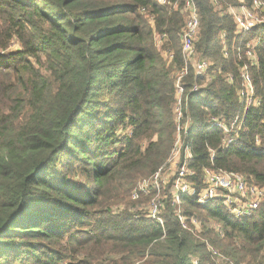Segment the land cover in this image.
I'll use <instances>...</instances> for the list:
<instances>
[{
    "label": "trees",
    "instance_id": "trees-1",
    "mask_svg": "<svg viewBox=\"0 0 264 264\" xmlns=\"http://www.w3.org/2000/svg\"><path fill=\"white\" fill-rule=\"evenodd\" d=\"M169 1L0 0V264H219L208 243L234 264H264V200L236 218L219 200L180 192L189 224L201 223L194 233L178 221L169 188L163 225L148 215L155 195L148 212L143 192L134 198L177 138L185 17ZM195 1L197 50L213 60L212 77L198 93L192 68L183 78L190 124L181 158L189 147L198 187L204 168L217 167L264 188V24L237 35L231 16ZM242 38H260L256 64ZM245 63L260 99L251 107L239 95ZM212 117L242 125L225 135Z\"/></svg>",
    "mask_w": 264,
    "mask_h": 264
},
{
    "label": "built area",
    "instance_id": "built-area-1",
    "mask_svg": "<svg viewBox=\"0 0 264 264\" xmlns=\"http://www.w3.org/2000/svg\"><path fill=\"white\" fill-rule=\"evenodd\" d=\"M160 5L171 4L169 0H154ZM211 5L221 14L232 17L236 27V34L250 33L254 28L264 24V0H209ZM174 8L180 7L181 13L185 17V23L180 34L182 54L186 61V66L177 71L176 74V103L174 107L175 121L177 124V138L175 140L171 156L167 160L171 165L176 167V172L170 181H158L163 167L159 169L152 177L155 179L157 185L163 183L164 187L169 188L172 201L176 205L175 215L181 223L182 228L192 231L194 233L200 232L201 223L198 218L189 219L182 211L180 192L195 197L199 204H207L212 200H219L223 206L236 218H244L253 215L260 207L264 200V188L249 181V178L239 172L228 171L217 167L204 168L202 172V186L198 187L196 182L190 180V177L195 176V171L190 168L189 162L192 158V153L189 147H184V158H181L183 149V140L181 135L188 129L190 124V115L184 111V106L187 98L184 97L185 86L183 78L188 74L189 69L192 68L196 81L192 84L190 92L198 93L206 87L212 75L210 73L213 60L210 57L203 56L197 50V43L201 39V19L199 10L195 0H178ZM260 38H252L246 40L240 39L239 44L244 43L245 51L248 59L252 64L257 63L256 50ZM236 42L233 43L235 48ZM241 50V46L238 47ZM223 53L228 55V47L224 45ZM170 64L173 55L169 51ZM222 70V68H219ZM242 84L239 89V95L242 100L246 102L247 107L259 105L260 99L256 98L255 86L253 85L252 76L249 72V64L245 63L240 68ZM239 118L231 127L227 126L223 118L210 119V124L213 127L220 128L228 135L232 130L240 129L242 123ZM237 138L229 139L228 143L235 142ZM159 182V183H158ZM149 187L144 185L141 191H135L134 198L139 197V192L149 191ZM155 192V190H154ZM156 195V194H155ZM168 197V192L164 193V198L157 194L151 201L148 215L163 225V218L160 213L163 209L164 199ZM215 227V225H213ZM208 249L212 252L213 260L219 264L222 262L233 261L219 254L211 244H207ZM192 264H200L201 258L197 256L191 257Z\"/></svg>",
    "mask_w": 264,
    "mask_h": 264
},
{
    "label": "rangeland",
    "instance_id": "rangeland-1",
    "mask_svg": "<svg viewBox=\"0 0 264 264\" xmlns=\"http://www.w3.org/2000/svg\"><path fill=\"white\" fill-rule=\"evenodd\" d=\"M150 24H151L152 27H154V21L152 20V18H150ZM155 41H156L157 47L161 51V54L164 56V58L168 61V64L170 65V63H169L170 62L169 50L166 49V47H164V40H162L161 37H159V35L157 33L155 34ZM18 46H19L18 43H14L12 49H14L15 47H18ZM12 49H10V50H12ZM174 71H175L174 74L176 75L177 74V71L175 69H174ZM175 172H176V167H174L173 165H171L170 162H166L163 165V170H162V172L160 174V177H159V180L158 181L159 182L162 181V180H164V181H170L173 178ZM80 181H82V180L80 179ZM162 184L163 183L157 185L155 183V179L152 176L146 177L144 179H140L139 180V182L137 184V187L133 191V193H135V191H141V188L144 185L150 186L149 187V191H147V192L142 191L143 193H141L143 195V197L145 198V200H146L145 201V205L146 206L145 207H142V209L144 208V210L148 212V207H149V203H150L149 200H150V198L153 195L156 194L154 197H157V194L160 193V196L164 198V193H166V190L168 189V187H164ZM154 190H155V192H154ZM141 194H140V197L138 199L141 198V196H142ZM131 199L134 200L133 198H131Z\"/></svg>",
    "mask_w": 264,
    "mask_h": 264
}]
</instances>
